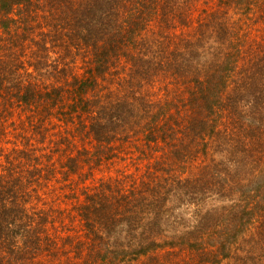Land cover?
I'll return each instance as SVG.
<instances>
[{"label": "trees", "instance_id": "16d2710c", "mask_svg": "<svg viewBox=\"0 0 264 264\" xmlns=\"http://www.w3.org/2000/svg\"><path fill=\"white\" fill-rule=\"evenodd\" d=\"M18 128L0 264H264V0H0Z\"/></svg>", "mask_w": 264, "mask_h": 264}, {"label": "rangeland", "instance_id": "374dc122", "mask_svg": "<svg viewBox=\"0 0 264 264\" xmlns=\"http://www.w3.org/2000/svg\"><path fill=\"white\" fill-rule=\"evenodd\" d=\"M54 51H56L57 53L59 52V50L56 48ZM54 56H56L57 57V55L54 53ZM80 58V57H79ZM69 60H71V58H69L68 59V61ZM80 60V59H79ZM79 63H80V61H79ZM81 65V64H80ZM67 66H68V68H71V67H74V68H78L79 67V65L78 64H67ZM55 68V67H54ZM59 68V70H60V66L58 67ZM40 71H45V70H52L53 69V66L51 65H49V66H47V67H45V65L43 64V63H41V65L39 66V68H38ZM34 73L36 74L35 76H32V77H29V80H33L35 77H38V78H40L41 79V81H42V83L46 86V87H49L51 84H52V80L50 79V78H47V76H40L39 75V72L38 73H36L35 71H34ZM60 77H62V75H61V71H60ZM25 81V80H24ZM62 83H63V81H62ZM51 126V125H50ZM19 130H20V128H18V130L17 131H15V130H13V129H11L10 130V132H9V134H8V136L6 137V138H4L6 141H7V143H3V140H2V142L0 143V147H2L8 154L10 153V154H13V151H14V149H19V151H20V153H21V156H24V150L25 149H29V148H37L38 147V145L39 144H37L35 147H25L24 145L22 146L21 144L19 145V146H17V147H15V145L16 144H19V142L17 141V137L16 136H18V132H19ZM33 133V132H32ZM42 133V132H41ZM32 135V140L31 141H35V140H38L39 138H40V136H41V134H39V132H35V133H33V134H31ZM24 142V141H23ZM34 143H36V142H34ZM1 158V157H0ZM11 158V157H10ZM13 158V157H12ZM2 160V159H1ZM14 164L18 167V166H22L23 165V163H21V164H19L18 163V160H16L15 158H14ZM1 167V166H0Z\"/></svg>", "mask_w": 264, "mask_h": 264}]
</instances>
